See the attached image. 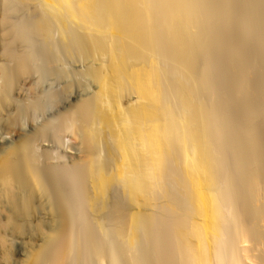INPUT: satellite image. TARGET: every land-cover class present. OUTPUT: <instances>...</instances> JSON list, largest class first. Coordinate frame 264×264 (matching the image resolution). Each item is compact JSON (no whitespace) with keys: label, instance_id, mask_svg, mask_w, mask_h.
Segmentation results:
<instances>
[{"label":"bare ground","instance_id":"obj_1","mask_svg":"<svg viewBox=\"0 0 264 264\" xmlns=\"http://www.w3.org/2000/svg\"><path fill=\"white\" fill-rule=\"evenodd\" d=\"M0 264H264V0H0Z\"/></svg>","mask_w":264,"mask_h":264},{"label":"rangeland","instance_id":"obj_2","mask_svg":"<svg viewBox=\"0 0 264 264\" xmlns=\"http://www.w3.org/2000/svg\"><path fill=\"white\" fill-rule=\"evenodd\" d=\"M53 109V108H52ZM51 110V109H50ZM25 126H26V124H25ZM20 256V255H19Z\"/></svg>","mask_w":264,"mask_h":264}]
</instances>
